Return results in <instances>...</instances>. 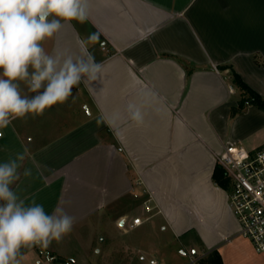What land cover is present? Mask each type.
<instances>
[{"label":"crops","instance_id":"1","mask_svg":"<svg viewBox=\"0 0 264 264\" xmlns=\"http://www.w3.org/2000/svg\"><path fill=\"white\" fill-rule=\"evenodd\" d=\"M61 23L42 42L45 50L75 58L80 42L97 34L86 47L103 66L98 79L0 129V162L28 149L17 195L49 214L62 207L75 220L46 252L84 262L104 231L100 222L129 228L140 217L131 211L150 201L153 214L129 229L158 220L190 256L177 264L214 251L223 264H264V253L240 235L231 182L223 188L213 179L226 145L264 151V110L234 113L242 94L231 73L264 99V0H89L84 23ZM21 90L32 94L23 83ZM130 104L142 123L130 119ZM24 168L32 175L23 176ZM84 238L86 250L70 251ZM37 250L22 246L19 264H55Z\"/></svg>","mask_w":264,"mask_h":264},{"label":"clouds","instance_id":"2","mask_svg":"<svg viewBox=\"0 0 264 264\" xmlns=\"http://www.w3.org/2000/svg\"><path fill=\"white\" fill-rule=\"evenodd\" d=\"M89 0H0V129L15 119L42 115L45 109L65 103L72 89L98 79L102 64L88 52L93 33L81 41V55L49 53L43 43L62 27L61 21L84 23ZM21 83L31 95L22 94ZM129 117L142 123L140 108L130 104ZM28 154L25 148L0 162V264H19L22 246L48 247L73 229L75 220L62 207L51 214L34 201L26 204L13 188ZM23 176L32 175L24 168Z\"/></svg>","mask_w":264,"mask_h":264},{"label":"rangeland","instance_id":"3","mask_svg":"<svg viewBox=\"0 0 264 264\" xmlns=\"http://www.w3.org/2000/svg\"><path fill=\"white\" fill-rule=\"evenodd\" d=\"M140 204L141 206L131 211V218L137 214L145 219L153 214L147 213L142 202ZM154 222L156 225L158 224V220L153 219L152 222L135 230H130L127 225L124 228L115 226L108 228L104 222H100L98 225L100 227L104 225V231L102 230L103 233H101L100 238L96 237L94 240L95 244L89 252L87 260L79 264H151V261H155L156 264H177L188 259L190 256L184 254L186 249L181 243L169 232H161L158 225H153ZM106 235L110 236V239L103 243L102 239ZM87 241H89L87 238L80 240L83 247L80 243L73 242V245L69 248L70 251L77 255V251H81L82 248L86 250ZM30 248L25 247V250ZM38 248L37 251L40 252L43 260L55 257V255L46 252L43 247L38 246ZM70 259H73V257ZM65 264L69 263L66 261Z\"/></svg>","mask_w":264,"mask_h":264},{"label":"built area","instance_id":"4","mask_svg":"<svg viewBox=\"0 0 264 264\" xmlns=\"http://www.w3.org/2000/svg\"><path fill=\"white\" fill-rule=\"evenodd\" d=\"M105 49V48H103ZM0 137L2 132L0 131ZM218 165L231 182L230 207L240 224V235L248 239L254 250L264 253V151L249 152L243 147L226 145L218 155ZM145 211L153 213L150 201ZM144 223L141 217L133 218L130 229ZM151 264H156L151 261Z\"/></svg>","mask_w":264,"mask_h":264},{"label":"trees","instance_id":"5","mask_svg":"<svg viewBox=\"0 0 264 264\" xmlns=\"http://www.w3.org/2000/svg\"><path fill=\"white\" fill-rule=\"evenodd\" d=\"M224 70L226 68H220ZM232 73V81L234 85L239 89L242 94V99L239 102L238 108L234 110V113H240L244 110V108L248 105H254L261 110H264V99L252 90L243 80L233 71ZM214 181L221 187L227 188L230 185V180L227 177L225 171L222 167H216L213 174ZM55 264H63L65 262L61 258H57L54 260ZM197 264H223L222 259L217 251L212 252L206 258L199 259Z\"/></svg>","mask_w":264,"mask_h":264}]
</instances>
